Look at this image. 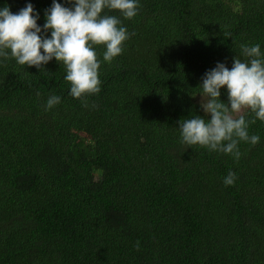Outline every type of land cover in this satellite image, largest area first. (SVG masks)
<instances>
[{
  "label": "trees",
  "instance_id": "16d2710c",
  "mask_svg": "<svg viewBox=\"0 0 264 264\" xmlns=\"http://www.w3.org/2000/svg\"><path fill=\"white\" fill-rule=\"evenodd\" d=\"M137 2L132 19L102 13L135 35L111 62L94 46L101 91L87 107L55 58L40 70L0 57V264H264V121L244 113L260 140L241 141L239 160L182 144L179 128L211 119L209 70L246 61L241 45L264 54V0ZM29 3L43 29L53 0L0 9Z\"/></svg>",
  "mask_w": 264,
  "mask_h": 264
},
{
  "label": "clouds",
  "instance_id": "9594fccd",
  "mask_svg": "<svg viewBox=\"0 0 264 264\" xmlns=\"http://www.w3.org/2000/svg\"><path fill=\"white\" fill-rule=\"evenodd\" d=\"M73 7H64L53 0L46 10L43 29L38 25L39 13L29 3L13 14L8 7L0 9V57L15 58L18 64L35 66L44 70L43 65L53 58L66 67L65 80L70 82V94L85 107L87 97L99 94L101 62L94 46L104 45V61L111 62L124 51V44L131 38L127 29L115 16L102 15L105 9L119 10L126 19L138 14L137 0H68ZM51 31V38L41 36ZM43 49V53L41 52ZM247 58L241 61L237 56L231 70L223 63L209 70L203 82L201 107L211 119L196 115L179 122L181 143L200 145L209 151L231 154L239 160L241 141L256 145L259 136L249 135L250 124L256 119L264 121V54L259 44L241 45ZM227 88L228 103L221 101V89ZM39 95V93H38ZM61 102L59 96H51L46 105L50 110ZM95 107V105H93ZM254 113L256 119L248 121L244 113ZM237 179L229 172L224 179L226 186L234 185ZM139 241L136 248L139 250Z\"/></svg>",
  "mask_w": 264,
  "mask_h": 264
}]
</instances>
